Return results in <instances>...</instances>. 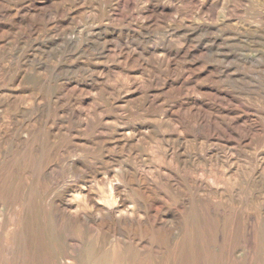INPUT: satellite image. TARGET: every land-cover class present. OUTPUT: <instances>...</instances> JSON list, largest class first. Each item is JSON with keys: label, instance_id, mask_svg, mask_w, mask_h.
<instances>
[{"label": "rangeland", "instance_id": "1", "mask_svg": "<svg viewBox=\"0 0 264 264\" xmlns=\"http://www.w3.org/2000/svg\"><path fill=\"white\" fill-rule=\"evenodd\" d=\"M171 157L264 175V0H0L2 178Z\"/></svg>", "mask_w": 264, "mask_h": 264}, {"label": "bare ground", "instance_id": "2", "mask_svg": "<svg viewBox=\"0 0 264 264\" xmlns=\"http://www.w3.org/2000/svg\"><path fill=\"white\" fill-rule=\"evenodd\" d=\"M169 164V174L0 176V264H230L236 252L264 264V175ZM41 182L60 187L44 196Z\"/></svg>", "mask_w": 264, "mask_h": 264}]
</instances>
